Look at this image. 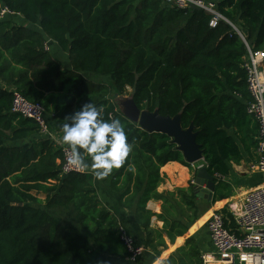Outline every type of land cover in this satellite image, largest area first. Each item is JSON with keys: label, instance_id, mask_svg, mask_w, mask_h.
Instances as JSON below:
<instances>
[{"label": "trees", "instance_id": "trees-1", "mask_svg": "<svg viewBox=\"0 0 264 264\" xmlns=\"http://www.w3.org/2000/svg\"><path fill=\"white\" fill-rule=\"evenodd\" d=\"M215 1L245 40L225 20L211 27L212 15L204 10L163 0H0V8L40 25H18L11 16L0 21V264H117L114 259L129 258L117 212L99 200L94 173L62 172V148L41 135L35 120L12 111L14 90L62 124L89 102L124 124L132 151L106 179L118 205L134 211L145 233L139 241L127 226L145 247L137 261L127 262H140L147 250L159 256L167 247L165 234L174 242L210 208L197 200L192 183L158 192L167 163L196 169L172 137L142 129L116 99L132 95L141 109L181 113L183 128L194 125L215 176L229 175L244 149H257L260 124L248 111L253 98L244 64L246 43L264 49V0ZM48 39L69 52L71 69L45 48ZM215 178L212 204L232 194L229 183ZM151 200L163 201L161 214L148 208ZM218 211L235 230L227 206ZM154 217L163 221L161 229L151 227ZM176 253L174 264H203L194 237Z\"/></svg>", "mask_w": 264, "mask_h": 264}, {"label": "built area", "instance_id": "built-area-1", "mask_svg": "<svg viewBox=\"0 0 264 264\" xmlns=\"http://www.w3.org/2000/svg\"><path fill=\"white\" fill-rule=\"evenodd\" d=\"M174 8H186L196 5L199 9L212 15L211 27H216L220 20L230 23L237 34L245 40L243 33L218 10L215 0H163ZM16 13L5 6L0 8V21ZM245 70L247 82L253 101L248 107L260 124L258 158L251 164V169L264 173V49L254 50L248 43ZM45 48L49 50L48 41ZM12 111L35 120L40 133L57 142L62 148V172L91 173L89 168L83 172L76 170L65 158L70 152L68 145L60 143L53 132L46 108L39 102H32L20 91H13ZM195 166V164L193 165ZM200 166H196L198 169ZM219 177V175H216ZM236 223V229L227 226V217L215 210L207 220V228L212 242V250L202 254L203 264H264V184L246 194L240 210L229 207ZM119 237L129 253V261L135 262L145 252V247L136 242L127 225L119 220Z\"/></svg>", "mask_w": 264, "mask_h": 264}, {"label": "crops", "instance_id": "crops-1", "mask_svg": "<svg viewBox=\"0 0 264 264\" xmlns=\"http://www.w3.org/2000/svg\"><path fill=\"white\" fill-rule=\"evenodd\" d=\"M11 18L15 24L23 25L36 30L40 29L39 24H34V25L30 24L21 14L11 15ZM47 41H48L49 50L51 51L54 58L61 62L62 68L71 69L72 66L69 60V52L63 51L56 41L52 39H48ZM83 74L84 76H86V78H89L91 80L106 81L105 79H107L103 76H97L93 73L85 72ZM118 97L119 96H117L116 99L117 102H118ZM48 117L50 119L51 122L50 124L52 126L53 132H55L57 136V139L60 141V143H63L62 141L63 131L61 127L62 123L59 122L57 119H55L54 115L48 113ZM55 143L57 144V142ZM257 158H258V151L256 148H251L249 152L244 149L243 157L241 161L239 163L232 164L229 175L226 176L219 175V177H222V179L225 182L230 184L232 188L231 196L229 198H225L220 201H217L214 204H212V202H207V203H211L210 208L207 211H205L194 223L190 225L187 233H185L182 236H178L174 242H171L167 238V235L165 234L164 238L166 240L167 247L165 248L160 247L161 254L159 256H155L154 253L147 250L146 254L142 257L140 262L136 264H174L175 261L173 259L171 260V256L177 254L176 253L177 250L185 244L186 240L189 237H194L196 239V243L199 246L201 254L205 252H210L213 247L207 228V220L212 214L211 211L220 210L224 206H227L228 209L229 207H231V208H235V210L237 211L240 210L243 199L248 193V191L264 184V173L260 171L252 170L250 167L251 164L257 160ZM202 165H205L204 160L196 163L195 166L193 165L192 166L196 169V166H202ZM161 171L165 173L167 176L165 181L162 182L158 188V192L161 194L168 191H174L176 187H183V188L188 187L190 183L193 184V180L196 174L191 172L190 168L177 161H171L167 163L165 166L162 167ZM94 181H95L99 200L104 205L108 206L112 211L117 212L116 214L117 218L121 222L125 223L129 227V229H131V231L133 232V234H135V236L138 238L139 241L140 240L145 241L144 230L135 220L134 211L121 208V206L118 205V194L113 191L110 181L107 180L106 178L103 180H98L95 177V175H94ZM197 200L199 201L201 200V202L204 203L203 200L200 198H198ZM148 208L157 214H161L164 210L163 201L151 200L148 203ZM181 209L182 206L181 205L178 206V210L180 211ZM163 225H164L163 221L161 220L159 221L156 217L152 219V224H151L152 228L155 227L161 229ZM114 261L117 264H133L127 262L128 260L124 261L121 259H114ZM177 263L186 264L182 261L179 262V260Z\"/></svg>", "mask_w": 264, "mask_h": 264}, {"label": "clouds", "instance_id": "clouds-1", "mask_svg": "<svg viewBox=\"0 0 264 264\" xmlns=\"http://www.w3.org/2000/svg\"><path fill=\"white\" fill-rule=\"evenodd\" d=\"M104 112L103 105L85 103L74 115L65 117L70 123L61 125L62 141L70 148L65 153L67 162L81 172L90 167L98 180L122 167L132 151L122 121L105 118Z\"/></svg>", "mask_w": 264, "mask_h": 264}, {"label": "water", "instance_id": "water-1", "mask_svg": "<svg viewBox=\"0 0 264 264\" xmlns=\"http://www.w3.org/2000/svg\"><path fill=\"white\" fill-rule=\"evenodd\" d=\"M193 9H199L196 5H191ZM119 105L125 117L149 132H163L173 138L177 147L182 151L186 161L192 165L204 160V152L197 142V132L192 124L185 129L182 126L181 113L171 117L163 116L159 110L149 111L141 109L135 102L132 95L119 96ZM216 176L211 174L206 165L196 169L193 180V193L204 203L212 202L215 188Z\"/></svg>", "mask_w": 264, "mask_h": 264}, {"label": "rangeland", "instance_id": "rangeland-1", "mask_svg": "<svg viewBox=\"0 0 264 264\" xmlns=\"http://www.w3.org/2000/svg\"><path fill=\"white\" fill-rule=\"evenodd\" d=\"M107 81V79H105ZM214 210L211 211V213L213 212Z\"/></svg>", "mask_w": 264, "mask_h": 264}]
</instances>
